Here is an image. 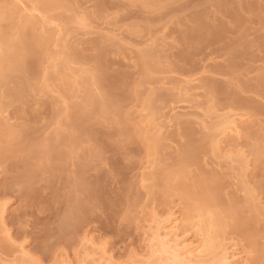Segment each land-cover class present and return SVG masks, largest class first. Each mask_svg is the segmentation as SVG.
I'll return each instance as SVG.
<instances>
[{
  "label": "rangeland",
  "instance_id": "374dc122",
  "mask_svg": "<svg viewBox=\"0 0 264 264\" xmlns=\"http://www.w3.org/2000/svg\"><path fill=\"white\" fill-rule=\"evenodd\" d=\"M31 2L53 24L34 26L38 17L26 24L20 10L13 15L15 6L0 9L7 13L0 11V38L12 39L2 41L0 57L14 56L13 43L20 51L14 60L0 58V114L12 117L7 127L0 117V202L13 244L22 241L38 262L53 264L82 254L90 233L124 256L143 248V208L183 212L190 202L181 199L184 191L196 199L206 189L228 223L227 237L252 253L251 264H263L264 0ZM191 78H198L194 88L180 92ZM168 111L172 127L157 147L148 144L142 123ZM231 111L245 116L236 141L250 157L243 174L255 201L246 199L239 163L210 144L215 117ZM150 172L153 181L143 182ZM4 239L0 262L16 264L13 241Z\"/></svg>",
  "mask_w": 264,
  "mask_h": 264
},
{
  "label": "bare ground",
  "instance_id": "6f19581e",
  "mask_svg": "<svg viewBox=\"0 0 264 264\" xmlns=\"http://www.w3.org/2000/svg\"><path fill=\"white\" fill-rule=\"evenodd\" d=\"M10 1H13L14 3H11L10 6H8V4H6L7 6L2 5V6H0V9H6L7 7L13 8V6H15V9L13 8L14 9L13 11L15 14H13V13H11V14H13L14 16L16 15V17H17L16 13H18V11L20 10L18 16L23 14V15H21L22 17H20V19L25 17L23 22H25L26 24L29 22L31 24L33 21L30 19H34V18L38 17L37 21L34 20V23H35L34 26H35L45 17L44 16L41 18V16H43V15L40 13V10H38L39 8L36 10H33L34 8L37 7L36 4L31 2L33 0H30V5L33 3L34 4L33 6H35L34 8H33V6L29 5L28 0H10ZM1 7H4V8H1ZM15 10H18V11L15 12ZM32 10H33V12H32ZM0 11H1V13H3L4 10H0ZM37 11H39L38 13L41 14V15L39 14L40 17L35 16L36 15L35 13H37ZM9 12H12V11H9ZM4 13L1 15L5 16L7 14L6 12H4ZM25 20H28L29 22H27ZM44 20H45V22H50L47 24H53V22H51V20L48 19L47 16ZM42 22H43V20H42ZM41 24H44V23H41ZM47 24L45 23V25H43V26L41 25V26L45 27V26H47ZM49 26H51V25H49ZM53 26L54 25H52L51 27L55 28V31H56L55 35H58V37L60 39L59 41H62L65 37L63 36L61 29L58 27V25H56L54 27ZM0 39H1L0 45H1L2 41H5V40L9 41L5 44H10L12 42L11 38L4 39V40L2 38H0ZM38 41H39V39H38ZM45 43H47V42H45ZM40 44H42V43H40ZM15 45L19 46L18 44H15ZM15 45L13 43L14 51L12 53L10 52L11 55H14L15 57L12 56L11 59H10V57H7L10 60H14V58H17V56H18L17 54H20V53H17L20 51H19V49H17V46H15ZM7 46H6V48H7ZM9 46H11V45H9ZM1 47H0V49H1ZM6 48H5V50H7ZM8 51H9V49H8ZM3 54H6V53L4 52ZM11 55H7V56H11ZM0 58H3V59L5 58L6 60H8L5 56H3V57L1 56ZM0 60H2V59H0ZM63 64L65 65V67L63 65H62V67L66 68V70H68V69H70V67H72L69 63H68L69 68L67 67L68 65H66V63H63ZM4 66H6V65L3 64L1 67H3L5 69L6 67H4ZM9 66H11V63H9ZM0 70L2 71V68ZM7 70L8 69H5V71H7ZM11 70H8L7 72L10 73ZM72 70L70 73L73 74ZM75 70H78V69L76 68ZM68 71H67V73H68ZM2 73H4V72H0V74H2ZM79 73H81V71ZM5 74H6V72H5ZM72 74H70V75H72ZM3 75L4 74L0 75V76H2V77H0V79L4 78L5 75L4 76ZM74 76L78 79L77 74ZM75 77H74V80H75ZM197 77H199V76H197ZM79 78L82 79V76H79ZM175 78H178V77H175ZM175 78H173V79L175 80ZM179 78H181V77H179ZM77 79H76V84L78 83ZM196 79H198V78H191V79H188L186 81L181 80L182 83L184 82L186 85L184 86V84H183L181 87L179 86V91L181 90L183 93L188 95V91H190V89H192V86L195 85ZM178 80H180V79H178ZM163 82H165V81H163ZM193 82H194V84H193ZM72 84H74V83H72ZM198 86H199V84H198ZM186 87H188V88H186ZM184 88H185V90H184ZM193 88H194V86H193ZM175 91L177 92L176 89H175ZM177 93H179V92H177ZM194 93H195L194 95H197L196 92H194ZM189 95H191V94H189ZM186 103H189V102H186ZM189 105H190V103H189ZM193 107H194V105H193ZM218 110H220V109H218ZM0 112H1V110H0ZM4 112H2L0 114V117L5 118L7 116V114H6V116L2 115V114H4ZM167 113H168L167 116L164 114L163 116L158 115V117L157 116L154 117L153 115H151L149 113L153 117H151L149 119L148 116H150V115H147L148 118L146 120H148V121H146L145 118H144L145 121L142 120V122L144 121L142 124H143V126H145L146 130L142 128L143 130H141V131H143L142 132L143 134L145 133L144 134L145 137H143V138L145 140L147 139L146 140L147 142H150L148 144H150V145L152 144L153 146L155 145L157 147L158 144H156V143L158 142L160 144L162 142V141L159 142V140L162 139L161 137L164 136V134L166 133V131L170 127H172V124H173L172 119L173 118H172V116H170L171 111H170V113H169V111ZM223 113L224 114H219L218 117L216 116L217 114L215 115L216 116L215 117L216 119L214 122L215 125L212 123V126L210 127V129H213V132H216V133H213V134H211L212 132L210 133L211 137H212V138L209 137L210 140L212 139V141H211L212 143L210 142V144L213 145V150L215 149L214 151H216L219 154V156H222V157L226 158V160L228 159L230 161L229 164L230 163L231 164H233V163L238 164L239 163L238 164L239 166L236 165L237 171H241L242 172L241 176H243L244 171L247 169L249 170V167H250L249 166V164H250L249 160L250 159H248V158H250V157H248V155L246 156L247 153H245V151L243 152V149L242 150L239 149V148H241L239 146V144H241V145H243V144L241 142L239 143L236 140L243 139L241 137H244V136H242V133L244 130L243 124L245 121V116L243 114H238V112L237 113L223 112ZM145 116H146V114H145ZM207 116H209V115H207ZM11 118L6 117L7 121H5V122L8 123V124L5 123L6 127L11 125V124H9L10 121L12 122V120L9 121V119H11ZM213 119H212V121H213ZM1 124L2 123H0V125ZM142 124H141V126H142ZM207 125H209V124H207ZM245 125L248 126L247 124H245ZM13 127H15V126H13ZM11 128H12V126H11ZM6 130H8V129H6ZM210 131H212V130H210ZM11 132H13V130ZM5 133H7V132L5 131ZM143 134H142V136H143ZM9 135H10V132H9ZM224 137H226V138L230 137L229 142L232 141L231 139H234L236 142H234V140H233V142H230L231 145L229 144L228 141L227 142L229 145L226 144L227 142L223 143L222 139H225ZM163 140H166V139H163ZM223 141H225V140H223ZM232 143H235V144H232ZM224 144H226V145H224ZM153 146L151 147V150H153L155 148V147L153 148ZM156 150H157V148H156ZM232 161H234V162H232ZM150 162H153V161L151 160ZM146 164H147L146 165L147 168L150 167V165H148L147 162H146ZM153 164L156 165V160H155V163H153ZM153 164H151V168H152V166L154 167ZM235 164H233V165H235ZM146 166H144V167H146ZM232 167H234V166H232ZM147 168H145V169H147ZM239 168H240V170H239ZM150 169L144 170V171H149ZM234 170H236V168ZM248 170L246 172H248ZM144 174H146V173H144ZM144 174H143L144 177L143 176H142L143 178L141 177V180H143V182L147 181V178H145V177H148V180H149V177L152 174L155 175V172L152 174L150 172V174H147L148 176H146ZM177 174H179V173H177ZM236 174H239L238 176L241 177L239 172ZM152 176L149 180L150 182L153 181V180L151 181ZM179 176H182V175H179ZM246 176H247V173L243 176L244 178L241 177L242 179H239V180L240 181L242 180V182H240V183L243 184L242 185L243 187H246V188H243V190H245L249 193V195L245 194L246 197H248V198L251 197L250 199H248V198H246V199L247 200L252 199V201H253L254 196L258 197L257 196L258 194L256 195L253 192L255 189H254V187H252L253 186L252 184H251L252 186H250V188H249L248 185L250 183L246 181L247 177H248V176L247 177ZM153 179H154V177H153ZM177 179H178V177H177ZM243 179H245V180H243ZM178 183H181L180 185H182V182H179V180H178ZM247 183H248V185H247ZM151 185H152V183H151ZM206 185H203V186H206ZM147 186H149V185H147ZM188 186L185 187L184 185H182L181 187H184L185 190L191 189L190 186L189 187ZM167 188L168 189L170 188V190L172 191L171 185H170V187L168 186ZM205 190L203 191L204 193L202 192V190H200V192H202L201 193L202 195L200 194L201 196L199 198H196V199L193 198V195H192L193 192L190 190H186L187 192L184 191L185 194L181 193L180 196H182L183 194L186 195V196H184V195L182 196L183 197V198H181L182 200H185L184 198H188V200H190L189 204L187 203L188 205L187 206L185 205L186 206L184 208L185 210L184 211L182 210L183 212H177L176 210H174V208L172 206L171 207L168 206L165 211L161 210V212H159L156 209L148 208L150 210H146L143 208V213H142L143 217L141 218L143 221H140L142 223L138 225L140 227V229L142 230L141 235L143 236V242H144V245L142 246L143 248H141L140 250H129L124 256H119V255H116L117 252L112 250L110 248V246H108V244L106 245L105 243L100 242L99 240L96 239V236H94L90 233H87L85 236L86 238L84 239V240H86L87 246L83 245V248L85 247V249H83L84 250L83 253H82V250L80 249L82 254L76 253L77 254V255L75 254L76 258L74 257L75 259H70L68 256L62 255V253H61V255H62L61 258L55 259L53 264H251V262H250L251 258H249L250 253H248L250 251L247 252L245 250L246 248H242L241 246H239L238 242H235V241H233L227 237V235H226V234H228L227 230L229 231V229H227L228 223L226 222V220H224V217L221 216V213L218 211L219 209L218 210L216 209L217 206L214 203L215 200L212 199L211 195L209 194L210 195L209 196L207 194V192H205ZM247 200H246V202H247ZM257 200H262V199L256 198V201ZM260 202L261 201L255 202V203L259 205ZM253 203H251V204H253ZM184 204H186V200H185ZM256 204H254V205H256ZM258 205H256L255 207L256 208L258 207L257 209H262L261 208L262 205L261 204H260L261 206L260 205L258 206ZM229 209H231V208H229ZM263 209H264V207H263ZM263 209H262V211H264ZM254 210L255 209H253L252 211H254ZM256 211L257 210H255L254 212H256ZM259 211H261V210H258L257 214L255 213L256 218H258L257 215L260 217V215L263 214V212L261 214H259L260 213ZM6 212H7L6 202L5 201L0 202V234H1L0 239H2L4 237L5 238L4 241L9 242V244L11 241H13V242H11V244L14 245L13 243H16V241H14V239H13L14 236H12V234L10 232V228H8V226H7L8 223L6 224V222H5ZM236 212H237V216H238L239 215L238 210ZM233 214H236V213L233 212ZM237 216L235 215L234 217H237ZM263 216H264V214H263ZM263 216L261 218H263ZM233 219L237 220L238 218H233ZM236 220H234V221H236ZM230 221H231V219H230ZM236 222H234V223L236 224ZM235 224H233V225H235ZM231 227H233V226H231ZM92 232L93 231H91V233ZM102 241H104V240H102ZM20 242L22 244L18 242L19 244L17 246L14 245L15 246V252H16V253L15 252L14 253L17 254V256L15 257L17 259L15 261L16 264H43V263L37 261L38 258L35 259L33 256H31L28 253L29 251L26 249V247H24L25 246V245H23L24 243L22 241H20ZM252 247H254V246H252ZM250 250H252V249H250ZM250 255H252V253ZM117 256H119V257H117ZM0 264H4V262L3 263L0 262ZM263 264H264V261H263Z\"/></svg>",
  "mask_w": 264,
  "mask_h": 264
}]
</instances>
